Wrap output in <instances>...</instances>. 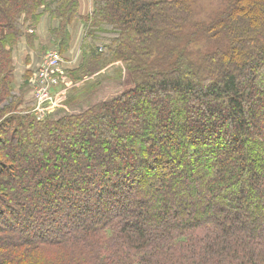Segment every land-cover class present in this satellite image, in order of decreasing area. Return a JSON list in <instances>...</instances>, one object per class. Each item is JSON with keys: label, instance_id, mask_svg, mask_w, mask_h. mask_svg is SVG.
Wrapping results in <instances>:
<instances>
[{"label": "trees", "instance_id": "obj_1", "mask_svg": "<svg viewBox=\"0 0 264 264\" xmlns=\"http://www.w3.org/2000/svg\"><path fill=\"white\" fill-rule=\"evenodd\" d=\"M89 1L0 0V264H264V0L202 28L196 0ZM45 15L60 54L83 28L54 89L127 87L39 119L15 50Z\"/></svg>", "mask_w": 264, "mask_h": 264}, {"label": "rangeland", "instance_id": "obj_2", "mask_svg": "<svg viewBox=\"0 0 264 264\" xmlns=\"http://www.w3.org/2000/svg\"><path fill=\"white\" fill-rule=\"evenodd\" d=\"M222 8H223V0H196L195 5H194L195 23L198 24V27L202 28V26L205 23H209L212 17L215 16L216 13ZM77 25H80V24L75 23L73 26H77ZM81 27H78V28L71 27V35L75 36V41L69 47L68 51L62 54L63 55V59L61 62L63 63L62 66L65 67L66 65L68 69H70V67H75L76 63L80 60V57H81V53H80L81 44H79V46L76 44L77 42L76 40L79 38L81 32L83 36V28ZM198 27H195L196 30ZM213 44L214 43L210 41L207 45L204 37H201V35L196 36L195 47L197 48H201L202 50H207V49H210L213 46ZM73 45L75 47L74 48L75 51L72 50ZM50 46L47 49L42 48L43 50H41L40 53H38V57L39 56L41 57V58L39 57L41 59V62L39 64L42 65L44 63L47 54L51 50H57V48L54 47L53 44L51 47ZM40 67L36 69L34 68V66H32L29 68V71L26 70L24 72H23V67L22 68L19 67L18 70L20 72H18L16 76L17 78L19 77L16 82V85H18V87H20L19 85L25 82L27 77L30 78V81H31L30 84H28V81H27V83L24 84L25 86L23 85L25 89L26 100L28 102H31L30 105L32 104V99H34V86H35L34 82L36 80V76H37V73ZM120 68H121L120 64L115 65L112 69H110L111 71L109 70L111 73H108L106 75L109 77L112 74L113 78H115L116 75L119 76L120 74H122V72L117 73L116 71V70H119ZM115 71H116V75L113 74V72ZM99 78L104 79V81L99 83V85H96L95 82L97 81L99 82ZM116 78L115 80L118 81V83L112 82V81L111 83L106 82L104 76L103 77L99 75L96 76L95 74L89 75L79 82L72 81V79L69 78L67 82L63 83L62 86L59 87L55 95V99L53 100V104L50 105L48 109V114L55 112L59 108L60 109L57 112H55L57 113L55 114L56 116H59L63 113L77 112V111L83 110L88 105L95 103L99 100L110 98V97L112 98L113 96H115L116 94H118L119 92H121L127 87L124 84V83H127V81H125L127 80L126 76L123 77L125 80H122V81ZM87 85L88 86L91 85V86L88 87ZM85 87L86 89L90 88L87 91L89 94H81L83 90L85 89Z\"/></svg>", "mask_w": 264, "mask_h": 264}, {"label": "crops", "instance_id": "obj_3", "mask_svg": "<svg viewBox=\"0 0 264 264\" xmlns=\"http://www.w3.org/2000/svg\"><path fill=\"white\" fill-rule=\"evenodd\" d=\"M91 9H92L91 2L89 0H82V2H81L82 12L85 13V12L90 11ZM56 24H57V21L55 19H51L50 16L45 15L42 18L39 25L37 26L36 30L34 31V36H32L31 38L27 37V36L23 37L21 39V41L18 43L16 50H15V63H16V71H15V75H14L15 91L20 90V88L24 85V83L19 85L20 87H18V85H16V82L19 78V77L18 78L16 77L17 73L20 72L18 70L19 67H21V68L23 67V72H24L26 70L29 71V68L32 66H34V68H36V69L41 66V64H39L41 62V59H40L41 57L40 56H39L40 58L38 57V53H40V51L43 50L42 48L47 49L50 45L52 46L53 43L50 40V29H51V27L55 26ZM73 27L78 28L81 26L77 25V26H73ZM32 32H33V29H29L27 33L30 34ZM74 41H75V36H72L71 45ZM76 41H77L76 44L79 46V44H81V42H82V32ZM74 48L75 47L73 45L72 50H74ZM78 56H79V54H78ZM65 67H67V66L65 65ZM70 68H73V67H70ZM21 72H22V70H21Z\"/></svg>", "mask_w": 264, "mask_h": 264}, {"label": "built area", "instance_id": "obj_4", "mask_svg": "<svg viewBox=\"0 0 264 264\" xmlns=\"http://www.w3.org/2000/svg\"><path fill=\"white\" fill-rule=\"evenodd\" d=\"M62 59V54L57 50H51L37 73L34 87L35 106L33 112L39 119H44L48 116V109L55 99L58 89H54L55 87L52 86L58 83L59 77L57 73L63 68Z\"/></svg>", "mask_w": 264, "mask_h": 264}]
</instances>
